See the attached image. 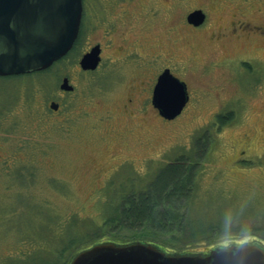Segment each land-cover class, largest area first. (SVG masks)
Wrapping results in <instances>:
<instances>
[{
	"label": "rangeland",
	"instance_id": "obj_1",
	"mask_svg": "<svg viewBox=\"0 0 264 264\" xmlns=\"http://www.w3.org/2000/svg\"><path fill=\"white\" fill-rule=\"evenodd\" d=\"M113 1L85 0L75 50L45 74L0 77V264L52 262L47 251L73 220L79 224L74 232L82 230L86 242L95 241L100 231H85L102 224L124 196L144 189L178 158L196 172L194 202L170 209L179 218L185 209L196 219L210 212L211 220L232 217L237 209L264 217V0L114 1L138 17L130 24L146 26L145 36L153 26L157 36L149 42L159 45L156 52L140 51L136 58L142 74L134 84L169 66L187 85V104L168 121L157 117L145 93L125 101L132 58L112 62L104 51L93 73L79 70L82 54L103 35L101 28L116 25ZM195 10L204 20L190 23L199 26L194 29L187 17ZM63 78L72 89L61 96ZM51 102L60 103V110L53 112ZM200 145L203 152L196 151ZM205 202L207 211L199 208ZM115 227L106 228L112 239L154 240L174 251H206L224 235L209 233L189 245L176 225L168 232ZM231 234H247L244 242L256 243L253 239L264 238V220L240 217Z\"/></svg>",
	"mask_w": 264,
	"mask_h": 264
},
{
	"label": "water",
	"instance_id": "obj_2",
	"mask_svg": "<svg viewBox=\"0 0 264 264\" xmlns=\"http://www.w3.org/2000/svg\"><path fill=\"white\" fill-rule=\"evenodd\" d=\"M81 15L82 0H0V77L42 71L64 57L78 36ZM203 20L201 10L187 17L194 25ZM98 55V48H92L80 59V67L95 69ZM59 88L68 91L72 86L63 78ZM152 101L160 116L175 118L188 101L185 83L165 69L155 84ZM57 107L51 102V109ZM229 249L166 253L144 242L105 241L77 252L69 264H264V248L258 244H232Z\"/></svg>",
	"mask_w": 264,
	"mask_h": 264
},
{
	"label": "trees",
	"instance_id": "obj_3",
	"mask_svg": "<svg viewBox=\"0 0 264 264\" xmlns=\"http://www.w3.org/2000/svg\"><path fill=\"white\" fill-rule=\"evenodd\" d=\"M75 48L76 46H74L71 52H73ZM47 70L27 75L10 77L18 79L21 77L24 78L36 74L41 75L45 74ZM223 119L224 118H220V116L218 117V120L220 122H225ZM196 151L203 152V147L201 145L198 146ZM195 175V165H187L184 159L178 158L173 162L167 163L159 169V171L155 174L153 179L144 189H141L137 193L130 192V194L124 196L121 199V203L114 206L113 214L107 216L102 224H94V227H90L85 231V233L91 230L100 231V237L95 241H92L90 243L86 242V235L84 234V232H82V230L77 233L74 232L75 226L79 225L78 223H76L77 221L73 220L69 222V225L64 228V232L57 236L59 240L56 244V247L53 250H50V252L47 251L46 255L52 262L47 259V262L45 264H52L53 262L57 264H68L73 254L98 242H134L130 240H120L118 238L112 239L108 237L105 234V232L108 233L106 228L112 225L116 226V230L132 231L135 230V228L137 229L141 226H147L159 232H168L172 228V226L176 225L177 229L184 234V237L187 236L186 239L189 241V245L196 243V241L203 240V238H205V236L209 233L218 232L220 234H224L223 218H212L211 220V218H208L209 216L213 217L211 212L207 217L203 219H196L191 218L190 215H187L186 209L185 213H182L183 216L181 215L182 217L180 218L179 215H175L173 211L170 210H178V207L175 205V203H179L180 207L183 208H185L183 206V203H185L186 207L188 208L190 203L194 202L193 197L195 196L196 191ZM187 201L189 203H187ZM206 203L207 202L199 204V208L203 206L205 211H207L208 205H205ZM230 209L232 210L233 208L231 207ZM262 210L264 212V209ZM231 213H233L234 215L231 217V227L228 230L230 233L233 232V225L238 219H240V217H256L264 220V217H261L259 213H257L258 215H249L246 211L240 209L234 210ZM213 214L215 213L213 212ZM240 230L243 231L248 229ZM260 238L262 237L253 239V242L260 243L264 246V238ZM141 241L152 243L168 253H206L215 247H221V244L219 246H209L206 251L191 250L184 247L185 249H182L181 251H174V249L169 248L165 243L156 242L154 240ZM233 244L236 243L233 242Z\"/></svg>",
	"mask_w": 264,
	"mask_h": 264
},
{
	"label": "flooded vegetation",
	"instance_id": "obj_4",
	"mask_svg": "<svg viewBox=\"0 0 264 264\" xmlns=\"http://www.w3.org/2000/svg\"><path fill=\"white\" fill-rule=\"evenodd\" d=\"M114 1L112 4L109 5V8L113 12L116 11L114 14H112L116 17V18L112 17L113 20L116 21V25L111 24L110 22L106 23L103 26L105 28H101L103 35H101L100 39H98V37H94L92 43L89 44L88 49L84 53L90 51L94 47L98 48L100 61L98 63V66L96 67V69L100 66V64L103 60L104 51L107 52L108 57L112 58V62L114 60H116L117 58H122V57L123 58H130V59L132 58L131 62H129V63H132L134 65V69L132 71L134 76L132 78H130L129 83L127 82V88H125V90L127 92V97H126L125 101L129 104L132 102L134 95H136L137 93H139V94L145 93V95H146L145 100L147 99L150 107L156 111L157 117L160 119H163L162 117L159 116L158 109L154 106L153 101H152V94H153L154 86L157 83L158 77L160 76V74L165 69H168L170 71V73L173 74L174 76L177 77V75L173 73L172 69L169 66H165L162 70L160 68H158L156 70H152L151 71V77L149 78L148 81H144L143 77H142V79L139 80V82H138L139 85L136 86L134 84V77L136 75L142 74V67H141V65L136 63V61H137L136 58H139L141 56L140 51H147V53L156 52L154 50V48L158 49L159 45L153 46V45H150L149 42L151 41L152 43H155L154 38H156L157 36L153 33V26L148 28V31H151V33H152V35H148L151 37V39H152L151 40L150 37L144 35V31H145L146 26H137L135 24H130V19L134 18L137 20L138 17L133 16V14L130 15L124 6L118 8L119 6L117 7V5L115 3L116 1L115 2ZM113 4L115 5V7L112 6ZM84 5H85V0H82L81 24H80L79 33H78V36L74 42L73 48H74V46H76L78 44L79 37L81 34V30H82V26H83L82 20H83ZM96 6H97V4H96ZM151 14L153 15V13H151ZM188 26H191L194 29L199 27V26L194 27L190 23L188 24ZM254 28L256 29L259 27L254 26ZM171 35H173V34L171 33ZM168 36H169V33H167V38H168ZM263 39H264V37H263ZM168 43H170V44H168L167 46L170 47L171 41H169V38H168ZM150 48H151V50H150ZM96 69H94V70H82L79 68L80 72L82 71V72H86V73H93ZM135 81H136V79H135ZM64 92L65 91H63V90L61 91V93H60L61 96L63 94H65ZM55 103L58 104V108L56 110H52L53 112L59 111L60 106H61L60 103H58V102H55Z\"/></svg>",
	"mask_w": 264,
	"mask_h": 264
},
{
	"label": "clouds",
	"instance_id": "obj_5",
	"mask_svg": "<svg viewBox=\"0 0 264 264\" xmlns=\"http://www.w3.org/2000/svg\"><path fill=\"white\" fill-rule=\"evenodd\" d=\"M231 227V215L225 214L223 218V229H224V235L222 236L220 240L221 248L225 250H230L229 246L233 244V242L237 243H243V235L234 236L232 235L228 230Z\"/></svg>",
	"mask_w": 264,
	"mask_h": 264
}]
</instances>
